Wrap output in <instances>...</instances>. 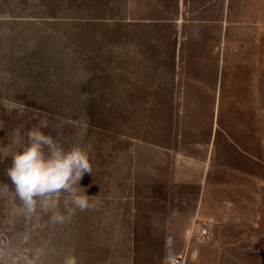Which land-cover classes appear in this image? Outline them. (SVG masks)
Returning a JSON list of instances; mask_svg holds the SVG:
<instances>
[{
  "label": "rangeland",
  "instance_id": "1",
  "mask_svg": "<svg viewBox=\"0 0 264 264\" xmlns=\"http://www.w3.org/2000/svg\"><path fill=\"white\" fill-rule=\"evenodd\" d=\"M122 1L0 0V264H63L69 254L77 264H264V0L232 4L234 77L218 116L234 136V157L229 148V164L220 160L211 175L220 201L212 233L199 237V224L180 254L141 252L149 233H115L110 200L129 192L115 152L145 138L147 117L158 113L105 108L118 82L131 81L116 77L113 60ZM135 75L138 86L151 80L141 68ZM42 121L66 149L81 146L92 168L81 181L90 206L63 223L39 204L28 214L5 174L3 150ZM66 196L57 208L65 216Z\"/></svg>",
  "mask_w": 264,
  "mask_h": 264
},
{
  "label": "crops",
  "instance_id": "2",
  "mask_svg": "<svg viewBox=\"0 0 264 264\" xmlns=\"http://www.w3.org/2000/svg\"><path fill=\"white\" fill-rule=\"evenodd\" d=\"M233 2L124 0L114 21L116 77L131 81L118 82L105 108L158 111L147 117L145 138L115 152L129 174V192L110 200L115 233H149L141 252L184 253L201 223L212 233L220 201L211 175L220 160L229 164V148L234 157V136L218 116L234 77ZM137 68L149 71L148 84L136 85Z\"/></svg>",
  "mask_w": 264,
  "mask_h": 264
},
{
  "label": "clouds",
  "instance_id": "3",
  "mask_svg": "<svg viewBox=\"0 0 264 264\" xmlns=\"http://www.w3.org/2000/svg\"><path fill=\"white\" fill-rule=\"evenodd\" d=\"M46 121L32 127L26 133V142L14 141V148L3 150L11 155V165L5 170L8 180L14 186L15 194L28 214L37 211L38 204L51 211L53 222L63 223L77 211H84L89 205V194L82 191L81 181L92 168L88 153L79 145L69 148L61 145L52 134H46ZM61 193L64 198V212L57 211ZM169 262L172 257L169 256ZM63 264H77L74 255H67Z\"/></svg>",
  "mask_w": 264,
  "mask_h": 264
},
{
  "label": "built area",
  "instance_id": "4",
  "mask_svg": "<svg viewBox=\"0 0 264 264\" xmlns=\"http://www.w3.org/2000/svg\"><path fill=\"white\" fill-rule=\"evenodd\" d=\"M197 235L202 238H207L211 234V229L208 224L201 225L196 231ZM175 264L180 262V259L177 258L173 261Z\"/></svg>",
  "mask_w": 264,
  "mask_h": 264
}]
</instances>
